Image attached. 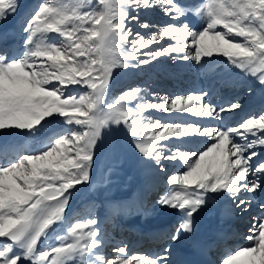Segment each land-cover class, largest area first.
<instances>
[{
  "label": "snow or ice",
  "instance_id": "obj_1",
  "mask_svg": "<svg viewBox=\"0 0 264 264\" xmlns=\"http://www.w3.org/2000/svg\"><path fill=\"white\" fill-rule=\"evenodd\" d=\"M18 7V0H0V20ZM156 7L177 23L148 36L126 23L139 21V10ZM189 11L204 18L201 29L183 22ZM23 32L22 54L0 50V134L35 136L56 118L73 127L37 152L0 162V264H170L167 246L154 256L116 246L114 257L105 258L95 218L75 222L57 237L58 246L38 250L48 229L65 219L77 186L90 183L106 129L124 132L161 173L169 166L180 169L168 175L170 187L157 200L183 217L171 241L192 233L194 216L213 198L209 194H226L241 213L250 210L248 194L264 190V162L253 163L260 155L256 149H264V112L222 128L214 123L240 109L239 102L217 108L206 101L208 92L171 99L152 93L147 100L132 88L105 107V93L114 69H139L165 56L201 67L222 56L264 85V0H204L199 7L179 0H41ZM165 38L171 42L153 47ZM150 110L189 114L203 123L153 121L145 115ZM198 139L203 149L183 147ZM244 238L248 245L220 264H264V215L253 218Z\"/></svg>",
  "mask_w": 264,
  "mask_h": 264
},
{
  "label": "bare ground",
  "instance_id": "obj_2",
  "mask_svg": "<svg viewBox=\"0 0 264 264\" xmlns=\"http://www.w3.org/2000/svg\"><path fill=\"white\" fill-rule=\"evenodd\" d=\"M179 2L188 7H193V6L199 7L204 2V0H196L195 2H191V3H188L187 0H179ZM194 15L196 14L193 11L187 12L186 13L187 18L184 19L183 22L188 23L193 29L199 30L198 27L195 25L197 24L198 20H196V22H194L193 20ZM197 17L202 18L199 15H197ZM8 18L9 17H7V19L0 20V44H3L4 42H8L9 44L10 42L17 41V45L15 47V53L16 54L22 53L24 50V41H25L23 40L24 36L22 34V28L17 24V22L16 23L12 21L9 22ZM139 18L141 20L142 19L147 20V18H141L140 16ZM172 23H177V22L176 21L172 22V20L170 22L164 21L161 22L162 25L161 27ZM132 25L133 24L131 23L130 27ZM157 30L151 29V31H157ZM137 31L142 32L141 30L138 29ZM50 36H55V34H50ZM9 37H12V39H9L7 41ZM170 42L171 41L165 38V40L161 41L159 45H154L153 47L155 48L160 46H166ZM161 58L159 59V61L156 62L160 63ZM212 60L214 61V63L201 67V65H197L192 61H176L170 57L165 56L163 61L164 63L158 64V66H155L156 64L152 65L156 68V70H155V74L153 73L150 74V78L152 79L150 81V84H154V83L158 84L157 82L160 79L159 82L161 81L168 87H166L167 89L165 87H161L157 90V92L160 93L162 92V94H164L169 99L177 96H186L187 94L190 93H200L206 91L209 93V95L205 98L206 101L216 106L217 108L221 106H226L233 102H239L241 108L233 113L224 114L225 119L223 121H216L214 123V126L216 127L223 128V124L226 118H230V122H235L245 112L249 110H254V112H257L260 108L264 106V88L262 87L263 85H261L258 82V80H256L255 77L247 76L244 74V76L241 79H239V74L241 73V71L239 69L234 68L229 63L225 64V62L227 61L226 58L220 56L219 58L213 57ZM132 70L136 75L137 73H140V70L134 68ZM132 82L133 80H131V82L127 81L126 84L131 83V87H133L134 85L132 84ZM219 83H223L224 87L226 88L225 91H228V89H230V92L227 95L223 93L218 94L217 97L219 96V98L217 100L213 99L212 101H209L210 94L214 92L215 87ZM150 99L151 98H149V100ZM145 114H148L150 117H152L153 121L160 120L162 123H168V122L203 123V120L201 118L192 117L189 114H180L176 112L167 114L163 112H156L155 110H150ZM258 115H260V113ZM230 122L228 127H231ZM50 134L51 133H49V135ZM49 135L48 136L39 135L40 137L37 139L39 142L36 144H31L32 142L30 144H27L26 141L21 137L20 138L17 137V139H13V140L11 139L12 141L10 144L0 143V157L1 154H4L6 152L7 153L12 152L13 155H18V149L22 148L24 144L28 147V151H29L28 154L37 152L43 146L46 145V143L51 137H53V136L49 137ZM128 141L130 143V138ZM183 147L191 148V149H203L205 147V144L199 142L198 139L196 141L189 142ZM256 150L260 153V155L254 158L253 163L263 162L264 149L258 148ZM10 159H12V157L8 158V160ZM154 166L155 165H153L151 161L147 160V158H143L142 167L145 175L143 177L144 179L138 185L135 191L133 193L121 194L113 198L104 199L103 201L104 212L101 214L98 220V226L102 234L104 233L103 229L108 228L106 227L107 226L106 221L110 217L115 219L113 222L114 226H119L121 223L134 224L139 222L140 220L133 218L134 215H138V216L142 215L143 218L144 217L148 218L150 216L151 217L150 219H153L154 217H152V214L156 216L163 214L164 217H167V219H162V221H164L163 224L165 228H167V226L169 227L172 226L177 220L183 219L181 215L177 214L176 210L163 209L157 204V200L159 199V197L164 195L167 191V189H164V187H163L164 191L161 190L160 192H158V194L161 193V195L158 197V199H156L154 203H151L149 200L152 192L156 191L159 184L164 180L163 174L167 173V171L170 170H171L170 172H173L177 170L179 171L180 169L169 166L168 168H166V171L163 172V174L160 177H156V178L152 177L154 178L152 179L150 178L152 175L156 174L157 172H160L156 167L154 168ZM106 186L111 187V185L110 186L106 185ZM209 195L212 196L213 198L208 200L207 204L203 206L202 209L199 211V213L194 216L192 233L182 234L181 238L178 241L176 242L171 241L170 243L169 241H167L164 244L163 248H165L169 243L167 247H170L171 249V252L169 254L170 264H174V262L176 261L177 250L186 247L197 233L200 235L201 239L212 238L218 233L220 232L222 233L225 227L224 224L232 220L227 215V212H231L234 215H236L237 218H240L239 220L240 222L239 221L237 222H239L241 227H243L247 223L246 221H250L249 222L250 225L248 226L249 228L253 223V218L261 216V211H263L261 208H257L256 204L263 197L264 190H258L257 193L248 194L253 196V201L250 210L246 213H241L240 210L235 207V204H233L232 200L228 198L226 194H209ZM122 196L126 198L122 200L120 198ZM255 207L257 209H255ZM151 211H153L154 213H150ZM143 221L145 220L143 219L141 222ZM248 228L245 234L242 235L243 239L240 240L235 239L231 243L240 241L242 242L241 244H239L240 247L247 246L249 242L244 237L248 235ZM109 232L112 231L110 230ZM104 240L106 243L108 238L104 237Z\"/></svg>",
  "mask_w": 264,
  "mask_h": 264
},
{
  "label": "rangeland",
  "instance_id": "obj_3",
  "mask_svg": "<svg viewBox=\"0 0 264 264\" xmlns=\"http://www.w3.org/2000/svg\"><path fill=\"white\" fill-rule=\"evenodd\" d=\"M39 2H41V0H18V5H19L18 11L14 15H9L8 21L16 22L18 19H20L18 25L22 27V32H23V27L25 25L26 19L35 10ZM64 2L71 3L72 0H64ZM95 3L96 0H93V4ZM131 14L136 15L137 13H131ZM139 16L141 18H147V20H143V19L141 20L139 18V22L126 21V23H129V27L130 24L132 23L133 25L131 26V28L133 29V31L136 32L137 29L141 30L142 32L140 31L139 32L145 36H148L149 33L151 34V32H155V31L141 28L140 27L141 23L146 22L153 26L151 29L154 28L158 29L159 27L162 26L161 22L171 21L159 9V7H156L152 10L141 9L139 10ZM217 30L219 31L222 29H217ZM23 34H24L23 38L25 39L26 34L24 32ZM214 57L219 58L220 56H214ZM163 61H164V57L161 58L160 63L154 61L155 63L153 62L151 65H146V67L142 66L141 68L137 69L140 70V73H137V75L132 70L133 68L114 69L112 77L109 81V87L105 93V107L111 103L114 97L132 88H140L141 90H143L141 94L143 93L142 95H144L147 100H149V98L152 99L151 94L154 92L158 94V96H165L164 94H162V92L161 93L157 92V90L161 87H165V88L168 87L161 81L159 82L160 79L157 82L158 84L155 83L150 84V81L152 80L150 78V74L152 73L155 74V70H156V68L152 65L156 64L155 66H158V64L164 63ZM131 80H133L132 84L135 87L134 86L131 87V83L126 84L127 81L131 82ZM84 91L86 90L80 88L77 89V92L80 93ZM145 115L149 116L148 114ZM49 119L51 120L53 118H49ZM151 119L153 120L152 117ZM60 120L61 118L54 119L52 123L46 125L45 129L41 133L35 136L28 134H0V142H6V141L9 142L11 141V139L13 140V139H17V137L18 138L21 137L28 140L29 143L32 142L31 144H33L38 142V140L36 139H38L41 135L48 136L49 133H51L49 135V137H51L54 134L60 132L62 129L67 130L69 127H73V126L61 124ZM113 128L115 129L116 126H113ZM129 138L130 137L125 135L124 132L113 131L112 129L104 130V133H102V142H99V146L95 153L94 165L91 170L90 183L87 185L77 186L79 188V191L73 192V195L69 201V207L65 211V219L53 225L50 229H48V233H49L48 238L46 239L42 238L41 241L38 242V250H43L51 246H58L60 241L57 239V237L65 235L67 227L74 224L77 221H86L89 218H95L98 221L99 217L104 212V204H103L104 199L113 198L121 194L133 193L135 191V189L144 179L143 177L145 173L142 167V162L144 157H142L141 154H139L137 151L133 149L132 145L128 141ZM49 142L50 139L48 140L47 143ZM23 154H28L26 147H23L22 149L21 155ZM170 171H167V173L165 174L161 172H157L156 174L153 173L154 175H152L151 177L149 175L150 178L152 177L156 178V177H160L163 174L164 180L162 181V185L159 187V190H162L163 187L164 189H167V187H169L166 184V180L169 174L175 172V171L173 172ZM106 185L109 186L111 185V187H107ZM258 207H260V204ZM255 209L257 208L255 207ZM148 218L150 219L151 217ZM178 222H181V220H178L174 224V226L172 227V231L175 230ZM111 244L114 247L120 246L119 243L118 244L111 243ZM103 255L104 256L106 255L105 258L107 259H112L115 254L111 252H107V253H103Z\"/></svg>",
  "mask_w": 264,
  "mask_h": 264
}]
</instances>
